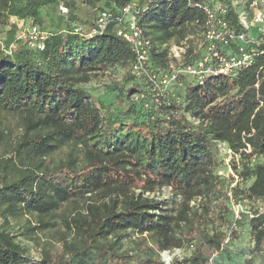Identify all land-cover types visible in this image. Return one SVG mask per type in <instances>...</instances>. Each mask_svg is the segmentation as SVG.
<instances>
[{"label":"trees","instance_id":"trees-1","mask_svg":"<svg viewBox=\"0 0 264 264\" xmlns=\"http://www.w3.org/2000/svg\"><path fill=\"white\" fill-rule=\"evenodd\" d=\"M80 1L93 8L90 22L75 13V0H0V31L8 26L3 44L12 46L0 49V110L21 118L13 155L3 160L14 173L0 180V214L4 220L34 215L37 225L29 229H47L62 204L81 200L80 208L60 216L73 239L61 238L59 255L44 251L32 261L2 228L0 264H164L161 252L173 249L187 252L170 264H252L224 240L237 232L230 230L228 191L234 202L264 200V160H257L264 156V53L233 75L198 82L179 74L176 91L166 87L157 103L155 84L131 74L135 54L117 35L114 19L90 36L73 32L77 24L92 29L100 10L120 15L130 0ZM134 1L137 25L151 43L148 68L155 79L177 61L169 56L171 45L200 36L204 14L197 4L221 3L226 20L240 29L230 0ZM59 3L66 14L59 13ZM45 9L58 12L51 31L43 27ZM12 17L48 33L43 50L15 38ZM196 56L189 45L182 63ZM118 68L127 74L110 87L113 99L95 98L86 84L96 73ZM64 146L62 158L44 164ZM221 146L238 180L233 185L234 176L227 182L218 173ZM162 188L174 198L149 195ZM237 225L253 240L251 252H258L264 207L242 215Z\"/></svg>","mask_w":264,"mask_h":264},{"label":"built area","instance_id":"built-area-1","mask_svg":"<svg viewBox=\"0 0 264 264\" xmlns=\"http://www.w3.org/2000/svg\"><path fill=\"white\" fill-rule=\"evenodd\" d=\"M197 5L204 14V22L203 30L200 33V43L194 49L197 53L196 58L191 63H182L179 69H174L170 64V73H163L159 80L155 79V74L148 68L151 43L147 37L143 36L142 29L137 25L138 11L134 0L124 4L118 10L120 15L114 17L111 11L100 10L92 29L87 30L77 24L73 32L90 36L102 32L106 25L114 19L119 25L116 30L117 35L131 45L135 54V59L130 66L131 74L136 77L145 76L155 84L157 91L153 99L158 103L159 95L170 81L176 80L179 74L192 77L198 82L216 74L233 75L238 69L250 66L255 56L264 53V50H259V46H264V0H230V5L237 15L239 30L226 20V7L221 3L210 5L201 2ZM58 10L61 15L68 12L67 7L62 3L58 4ZM47 36L48 33L38 26L28 25L23 39L29 48L43 50ZM0 49L9 52L12 46L5 49L3 40L0 38ZM184 52L183 45L173 46L170 48L169 56L178 60ZM137 97L138 95H135L134 99ZM228 197L232 209L230 230H237V222L242 215L252 217L253 211L246 210L239 201L234 202L229 191ZM252 202L261 203L258 210H261L262 206L264 207V200ZM230 239L231 235L227 232L224 242L227 243ZM251 247L254 248L253 241ZM258 254L259 260L253 261L252 264H264V244L261 245ZM247 258H252V255L249 254Z\"/></svg>","mask_w":264,"mask_h":264},{"label":"rangeland","instance_id":"rangeland-1","mask_svg":"<svg viewBox=\"0 0 264 264\" xmlns=\"http://www.w3.org/2000/svg\"><path fill=\"white\" fill-rule=\"evenodd\" d=\"M67 1V0H62ZM76 2V9L75 13H77L81 19L86 21H91L94 19L93 14V8H90L86 6L84 3H82L80 0H75ZM216 5L217 2H214ZM58 12L55 10L51 11L48 9L44 10V16H45V22L43 24L44 30L51 31L53 28V23L55 22V18L57 16ZM10 21L13 22L16 26V32H15V38H23L25 29L27 28L28 24L27 21L23 19H17V18H10ZM7 27L3 28L0 31V38L3 40L5 33L4 30L7 29ZM200 36L199 35H191L184 41H182V45L184 48L187 46H191L194 49L197 48V45L200 43ZM176 45H171V47ZM182 56L177 60H171V64L174 69H179L182 64ZM127 74L126 69H116V70H106L104 72L96 73V76L91 79L89 83L86 84V87L89 89L91 94L100 100H103L105 102H109L113 99V95L116 93L110 91V87L113 86L116 83H122L124 81V78ZM163 75V74H161ZM161 76L157 78L159 80ZM184 78H189V76H184ZM184 80V82L186 81ZM188 80V79H187ZM177 83V79L175 81H170L167 85L173 92L176 90L174 89L175 84ZM21 118L18 113L13 112H5L0 110V180L2 179H10L13 177L14 168L11 166L10 162L3 161L5 159H9L12 154V146L14 145L15 141L17 140L21 129L20 124ZM68 147L64 146L61 149L55 151L52 155L48 156L44 164H53L58 159L62 158L65 153L67 152ZM221 153L219 154L220 157V163L218 164L219 169L218 173L226 179L227 182L230 181V177L234 176L232 170L230 167V158H229V151H225L224 147L221 146ZM226 152V153H225ZM15 162L16 159L14 158ZM257 160L263 161L264 156L258 157ZM235 177V176H234ZM235 180L232 182V185L235 184V181L237 180L236 177ZM238 181V180H237ZM150 196L155 195L161 198L165 199H171L174 198L171 190L169 188H162L160 192H157L155 194H149ZM177 200L178 205L180 201L182 200V196H178L175 198ZM230 201V200H229ZM242 206L246 210L250 209L252 211L258 209L261 206V203H254L252 201H239ZM0 206V212L3 210ZM81 206V200L78 201L77 204L70 202L66 204H62L61 207L56 211L54 218L51 220L55 223L54 226L49 227L47 229H29V227H36V217L34 215H21L19 217H9L7 220H4L2 215L0 214V229L4 228L8 231H10L13 235H15V238L18 242L21 243V245L26 249V254L29 256V258L32 261H39L43 255L44 251H47L50 255L56 256L59 255L62 252V241L61 238L64 237L68 241H72L73 237L72 234L67 232L64 228V226L61 224V218L60 216L69 215L71 212H73L75 209L80 208ZM263 208V206H262ZM26 228V230H25ZM236 235H234L229 243H231V247L235 251V253L238 255L247 256L249 254L252 255V258L254 262H257L259 260V254L258 252H251L253 249L251 247V243L253 240L249 237V235L246 233L244 227L240 228L237 225ZM132 238L125 241V247L129 248L132 247ZM126 248V249H127ZM187 251L180 250V249H173V250H164L161 252V259L164 262V264H170L173 258L178 257L180 258L182 255H184ZM165 256H167L165 258Z\"/></svg>","mask_w":264,"mask_h":264},{"label":"bare ground","instance_id":"bare-ground-1","mask_svg":"<svg viewBox=\"0 0 264 264\" xmlns=\"http://www.w3.org/2000/svg\"><path fill=\"white\" fill-rule=\"evenodd\" d=\"M167 256H165V258H166Z\"/></svg>","mask_w":264,"mask_h":264}]
</instances>
